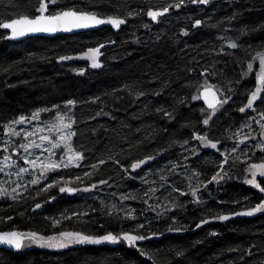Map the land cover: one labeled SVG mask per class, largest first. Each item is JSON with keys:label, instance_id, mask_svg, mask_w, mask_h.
Returning a JSON list of instances; mask_svg holds the SVG:
<instances>
[{"label": "trees", "instance_id": "obj_1", "mask_svg": "<svg viewBox=\"0 0 264 264\" xmlns=\"http://www.w3.org/2000/svg\"><path fill=\"white\" fill-rule=\"evenodd\" d=\"M92 2L85 0L86 4ZM174 2L101 0L99 10L104 13L126 15L131 10L143 9L140 15L128 18L127 24L118 31L104 26L72 35L12 41L5 38L8 32L0 29V138L6 122L30 115L38 108L51 109L41 114V120L52 121L56 113L54 105L59 104L61 111H66L64 102L75 99L78 101L73 109L77 135L73 137V145L86 150L87 159L82 164L97 163L99 158L107 159L111 155L128 167L147 155L156 156L141 168L135 171L129 168L128 172L109 161L94 171L90 179L85 177L82 184H73L84 188L91 183L98 184L101 179L108 181L91 191L60 194L57 188H52L37 195L42 187L39 185L30 186L27 192L19 191L23 197L16 201L0 197V216L14 217L7 223L0 221V230L36 231L46 236L61 230L103 235L109 231H130L143 223L145 228L139 230L141 234H158L138 242L136 248L126 243L76 244L62 250L30 247L20 252L0 248V264H264V213L228 221L211 218L241 211V205L233 201L245 196L252 198L251 204L259 202L258 190L236 178L237 172L245 167L243 163L232 168L233 179L219 184L213 182L207 189H201L203 204L193 203L190 194L172 191L175 186L189 192L187 177L194 170L201 173L199 179L205 182L218 170L220 153L202 148L192 138L194 132H206L210 138L220 140L221 151L231 149L235 131L256 116L252 110L239 111L246 104L249 91L256 86L254 75L241 76V66L246 68L247 61L264 48V29L252 31L264 24V0L188 3L159 17L157 24L146 15L149 8L158 10ZM38 3L39 0H0V20L35 15ZM62 3L71 4L73 0H62ZM197 19L203 23L194 27ZM185 29L188 35H184ZM230 41L243 47L232 49ZM100 43L105 45L101 49V68H92L86 60L58 59L61 55L81 56L89 47ZM81 68L85 69L83 74L76 71ZM205 68L207 81L232 97L209 126L202 124L201 109H207L205 104L200 99H191L196 94L195 86L205 82V76L201 75ZM140 92L145 95H138ZM160 108L175 118L169 119L164 112L157 111ZM185 140L187 144L183 143ZM193 148L198 149L199 155L191 154ZM261 155L256 151L252 160ZM175 164L181 167L173 174L168 169ZM85 171L93 170L82 166L62 173L74 178L83 176ZM162 175L168 178L167 182L161 181ZM55 176L50 173L49 179ZM192 183L195 185L196 180ZM149 188L158 189L155 197L159 200L149 198L151 194L144 195ZM122 194L136 198L121 201ZM50 195L56 199L44 203ZM169 201L177 207L163 212V216L157 215L163 211L162 207L157 211L149 208L158 204L171 207ZM38 202L43 207L33 212L31 209ZM113 204L134 209L136 219H122L123 211L106 215ZM74 211L82 215L63 221L58 228L51 227L48 218L59 217L61 213L71 216ZM85 212L89 214L83 215ZM173 217L175 226L186 230L168 232ZM201 219H209V223L197 228ZM141 250L153 255L154 260L141 255ZM178 252L184 254L177 255Z\"/></svg>", "mask_w": 264, "mask_h": 264}, {"label": "snow or ice", "instance_id": "obj_2", "mask_svg": "<svg viewBox=\"0 0 264 264\" xmlns=\"http://www.w3.org/2000/svg\"><path fill=\"white\" fill-rule=\"evenodd\" d=\"M11 2V0H10ZM203 4L207 5L210 0H175L174 3H168L158 10H152L149 8L146 15L150 17L153 21H157L159 17L167 14L171 9H181L186 4ZM101 0H93L91 4H86L85 0H73L71 4H63L62 0H39L38 6L35 9V15L22 14L17 18H10L7 20H0V29L9 30L6 39H19L21 37L27 36L29 34L37 33H48L55 34L58 32H73L80 29H92L98 28L102 25H110L114 29L119 30L122 25L127 24L128 18L135 17L143 12V9L131 10L126 15H121L117 13H104L99 10ZM15 6V5H13ZM203 22L199 19L195 20L194 27H198ZM145 28L148 27L147 24L144 25ZM264 29V24L260 28L252 29V31H260ZM247 35V31L245 32ZM184 35H188L187 29L184 30ZM114 43V41H112ZM264 43V42H262ZM103 43L98 44L95 47H89L85 52L81 53V58H85L90 61L92 68H101L103 64L101 63L99 57L102 54L101 49L104 48ZM229 47L232 49H238L243 47V45L238 44L236 41H230ZM251 47V45H249ZM223 52V49H221ZM74 57L70 55H61L58 57L59 61L72 60ZM258 70L254 69V65H257ZM80 74H83L85 69H77ZM208 69H204L201 75L205 76V82L200 85L197 84L196 94L191 97L192 100H199L201 97L207 103V109H201L204 113V118L202 119V124L204 126H209L213 117L216 115L220 109L226 105L229 100H231V95L224 93L217 85L210 84L207 81L206 74ZM250 75H254L256 86L254 90H250L247 98L246 104L239 108L241 113L247 110H252L256 112V116L251 117V121L259 125V132L257 133L255 129L252 128V123H246L245 127L249 129L248 133L241 136L236 144L233 145L231 149H224L221 151V141L210 138L205 132L201 134L200 132H194L193 139L199 142L202 148L215 149L216 152L220 153L221 159L217 164V171L211 176L207 182L200 180L199 177L201 173L193 171L192 175L187 177L189 183V192H183L180 188L173 186L172 191L179 193L180 195H189L193 198L192 202L199 205L203 204L204 201L201 200L199 195L201 189H207L208 184L213 182L219 184L221 181L233 179L232 168L235 167L237 163H243L244 177L243 182L246 185L258 190L261 194L259 202L251 204V197H243L242 200H234V204H240L242 207L241 211H234L228 214H216L211 217L214 220L228 221L235 216H254L258 213H264V48L260 51H256L255 55L252 56L250 60L246 63V68L241 66V76L247 78ZM231 91V90H230ZM159 95V93H156ZM138 95H145V93L140 92ZM97 100L99 97L96 98ZM257 101H260V105H257ZM183 103V101H181ZM78 101L75 99H68L64 102V108L66 111H61V105L57 104L53 107L56 109L55 118L51 123H46L45 127H35L34 130H27L20 128L18 130V125L30 124L32 121H40L41 114L50 112L49 108H38L33 111L30 115H20L16 119H12L3 125V134L8 139L2 145V151L5 153L3 159L0 160V172H5L6 169L12 167H17L15 173L7 172L8 176L13 174L17 177L16 181H13L15 187L8 191L0 185V197H10L13 201H16L23 197V192H19L18 189H23L24 192L29 190V186H39L40 193L49 192L52 188H57L60 194H75L79 191H91L98 187V184H107V180H99L97 183H91L90 185L81 188L79 186H73L74 183L79 182L82 184L84 178L89 179L93 175L94 171H98L101 165L108 163L109 161L120 165L125 172L131 170L135 171L141 168L142 165L147 164L149 161L156 158L155 155H147L144 158L137 159L131 162L128 167H124L121 161L115 156L109 155L107 159L99 158L97 163L92 164H82L83 161L87 159L85 156V151L83 146L76 147L73 145V137L77 135V132L73 129V125L76 124L75 115L73 109L76 107ZM211 110V111H208ZM157 111L164 112V114L169 119H174L175 117L171 112H167L163 108L157 109ZM257 116L259 119H257ZM243 130L241 129V132ZM255 133V134H253ZM236 135H239L237 133ZM20 138L19 141L13 140L12 138ZM259 137V139H257ZM253 141V145L250 147L246 142ZM39 141V142H38ZM187 144L188 141L183 142ZM239 145H244V148H240ZM183 146V145H182ZM23 150L24 155L20 156V151ZM39 152L37 155L36 152ZM14 151L18 159H14L11 152ZM256 151L261 152V156L256 160H252V156H255ZM251 153V155H249ZM193 156L199 155L197 148L191 150ZM43 157V158H42ZM187 160L188 157H185ZM23 164H20V161ZM23 165H28L23 166ZM229 166L226 168L225 166ZM90 167L93 171H85L83 176L75 175L74 178L66 177L62 170H67L72 167ZM181 167L179 164L173 165L168 171L175 174V169ZM55 173V178L49 179V174ZM25 175H30L31 178L24 183H21L22 178ZM239 179V177H236ZM161 181L167 182L166 176L160 177ZM193 179L196 180L195 185L192 183ZM46 182V183H45ZM145 183H148L145 180ZM164 185L161 184V187ZM158 191L156 188H149L144 195L149 196V198L155 197V193ZM171 194V193H169ZM34 198V197H33ZM135 199V196L121 195L120 200ZM159 200V197H155ZM55 195L48 196L44 203L48 201L55 200ZM104 202L101 201V204ZM145 204L148 203L147 200L144 201ZM223 203V201L221 202ZM168 205H149L150 210L157 211V208H163L162 212H158V216H163V212L171 211L176 204L169 201ZM180 206H183L181 202ZM43 207L42 203H36L31 209L35 212L37 209ZM96 211V209H92ZM123 211L125 215L122 219H136L134 215L135 210H126L123 207H119L113 204L111 208L106 211V215L112 216L113 214L118 215L119 212ZM24 213H18V215H23ZM85 212L83 215H88ZM82 214L79 212H72L71 216L61 213L59 217H50V223L52 228H58L63 221L70 220L72 217H80ZM13 216H0V221L7 223L13 220ZM172 225L167 229L168 232H180L184 229L183 227H177L175 217L172 218ZM209 223V219H201L197 223L196 227L199 228L203 224ZM145 224L140 223L135 228L130 231H121L120 233H113L111 231L106 232L103 235H93L86 234L83 231H67L61 230L55 232L53 235H42L36 231H29L27 233L18 230H0V244L9 245L17 251L23 250L32 244L38 245L42 248L48 249H67L72 245L76 244H93L99 245L102 243H120L125 242L129 247H138V242L155 237L158 234L156 232H151V235H144L139 232L140 229H144ZM163 235V233H159ZM27 241V243H25ZM249 255L252 254V250H248ZM183 252H178L177 255H183ZM141 255H147L149 260H154L153 255H149L147 252L141 250Z\"/></svg>", "mask_w": 264, "mask_h": 264}, {"label": "rangeland", "instance_id": "obj_3", "mask_svg": "<svg viewBox=\"0 0 264 264\" xmlns=\"http://www.w3.org/2000/svg\"><path fill=\"white\" fill-rule=\"evenodd\" d=\"M154 24H157V22L155 21ZM101 57H102V54L99 57L100 61H101ZM73 59H81V60L88 61L85 58H81V56H76ZM88 62L90 64V61H88ZM254 69H257L258 70V62H257V65H254ZM257 119H259L258 116H257ZM52 121L44 122V121H42L40 119V121H32V123H30V124L18 125L17 128H18V130L20 128H24V129H27V130H34L35 127H37V126H39V127H45V124L46 123H51ZM247 123H252V128L255 129L257 133L259 132V125L258 124L252 122L251 119ZM73 129H74V125H73ZM241 129L243 130L242 132H241ZM248 132H249V129L247 127H245V124H244L240 129H238L237 131H235V133L232 135V143L233 144H236L238 142L239 138L241 136H243L245 133H248ZM237 133H239V135H236ZM253 134H255V133H253ZM7 139L8 138L6 136H4V134L0 138V160L3 159V155L5 154L2 151V145H3L4 142L7 141ZM12 139L13 140H16V141H19L20 138L13 137ZM257 139H259V137H257ZM246 143L250 147L253 145V141H251V140L247 141ZM239 147L240 148H244V145H239ZM11 154H12V156H13L14 159H18V157L16 156V153L14 151H12ZM36 154L37 155L39 154L38 150H37ZM23 155H24L23 150H21L20 151V156H23ZM249 155H251V153H249ZM20 164H23V161L22 160L20 161ZM23 166H26L27 167L28 165H23ZM9 171L12 172V173H15L17 171V167H12L10 169H6L5 172H0V185H2L4 188L8 189V191H11V189L13 187H15V184L13 183V181H16L17 180V177L14 174L12 176H8L6 173L9 172ZM244 174H245L244 173V169H242L241 171L237 172V177H239L240 179H243ZM30 178H31L30 175H25L22 178L21 183L26 182ZM21 190H23V189H18V191H21ZM120 243H125V242H120ZM120 243H116V244H113V243H102V244L117 245V244H120ZM102 244H99V245H102ZM30 247H39V246L38 245H35V244H32L31 246L26 247V248H30ZM39 248H42V247H39ZM60 250H62V249H60Z\"/></svg>", "mask_w": 264, "mask_h": 264}, {"label": "water", "instance_id": "obj_4", "mask_svg": "<svg viewBox=\"0 0 264 264\" xmlns=\"http://www.w3.org/2000/svg\"><path fill=\"white\" fill-rule=\"evenodd\" d=\"M104 26H109L111 27L114 31H118L117 29H114L112 26L110 25H102V26H99L98 28H101V27H104ZM98 28H92V29H80V30H75L73 32H58V33H55V34H48V33H37V34H29L27 36H24V37H21L19 39H9V40H12V41H22V40H25L27 38H30V37H37V36H43V37H54V36H58V35H72V34H76V33H80V32H85V31H90V30H95V29H98ZM4 30V29H2ZM5 31H9V30H5ZM206 106L207 108V103L205 102V100L201 97L200 99ZM237 217H245V216H235V217H232L231 219H234V218H237ZM230 220V219H229ZM0 248H5L7 250H10V251H13V252H20V251H17L16 249L12 248L11 246L9 245H5V244H0Z\"/></svg>", "mask_w": 264, "mask_h": 264}, {"label": "bare ground", "instance_id": "obj_5", "mask_svg": "<svg viewBox=\"0 0 264 264\" xmlns=\"http://www.w3.org/2000/svg\"><path fill=\"white\" fill-rule=\"evenodd\" d=\"M17 18V17H16ZM8 32V31H7Z\"/></svg>", "mask_w": 264, "mask_h": 264}]
</instances>
